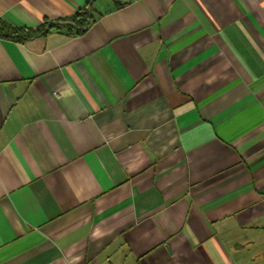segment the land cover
Listing matches in <instances>:
<instances>
[{"label":"crops","instance_id":"obj_1","mask_svg":"<svg viewBox=\"0 0 264 264\" xmlns=\"http://www.w3.org/2000/svg\"><path fill=\"white\" fill-rule=\"evenodd\" d=\"M86 1L0 0V19ZM93 15L0 37V264H264V0Z\"/></svg>","mask_w":264,"mask_h":264},{"label":"trees","instance_id":"obj_2","mask_svg":"<svg viewBox=\"0 0 264 264\" xmlns=\"http://www.w3.org/2000/svg\"><path fill=\"white\" fill-rule=\"evenodd\" d=\"M96 0H87L74 15L65 18L52 27H46L47 22H43L35 27H18L11 25L0 19V37L12 38L15 40H24L37 35H45L52 29L65 28L68 33H80L91 22L95 20L93 15V4ZM116 7H120L130 2L131 0H112Z\"/></svg>","mask_w":264,"mask_h":264},{"label":"water","instance_id":"obj_3","mask_svg":"<svg viewBox=\"0 0 264 264\" xmlns=\"http://www.w3.org/2000/svg\"><path fill=\"white\" fill-rule=\"evenodd\" d=\"M57 23L56 21H52V22H49L48 25H47V28L52 26L53 24Z\"/></svg>","mask_w":264,"mask_h":264}]
</instances>
